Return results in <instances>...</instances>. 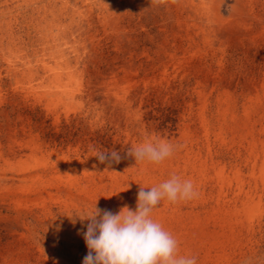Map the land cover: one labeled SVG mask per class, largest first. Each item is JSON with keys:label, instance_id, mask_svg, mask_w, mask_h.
Wrapping results in <instances>:
<instances>
[{"label": "rangeland", "instance_id": "rangeland-1", "mask_svg": "<svg viewBox=\"0 0 264 264\" xmlns=\"http://www.w3.org/2000/svg\"><path fill=\"white\" fill-rule=\"evenodd\" d=\"M149 139L183 147L126 155ZM173 173L179 253L264 264V0H0V264H82L76 216Z\"/></svg>", "mask_w": 264, "mask_h": 264}, {"label": "clouds", "instance_id": "clouds-1", "mask_svg": "<svg viewBox=\"0 0 264 264\" xmlns=\"http://www.w3.org/2000/svg\"><path fill=\"white\" fill-rule=\"evenodd\" d=\"M182 147L165 139H149L129 148L126 155L136 162L160 164ZM96 158L109 167L121 159L115 150L97 152ZM198 196L192 180L181 179L173 173L170 179L148 191L140 187L135 210L125 205L113 213L98 208L96 202L93 211L76 216L81 222L88 221L83 232L88 253L82 264H197L196 256L179 253L178 240L151 214L165 198L175 204Z\"/></svg>", "mask_w": 264, "mask_h": 264}]
</instances>
